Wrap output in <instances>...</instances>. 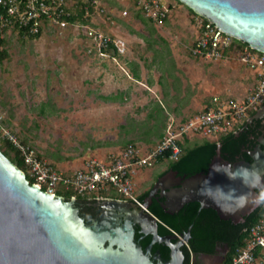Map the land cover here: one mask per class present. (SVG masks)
Returning a JSON list of instances; mask_svg holds the SVG:
<instances>
[{
  "label": "rangeland",
  "instance_id": "374dc122",
  "mask_svg": "<svg viewBox=\"0 0 264 264\" xmlns=\"http://www.w3.org/2000/svg\"><path fill=\"white\" fill-rule=\"evenodd\" d=\"M67 2L75 15L82 14L85 20L80 21L125 39L126 52L101 56L76 26L54 23H46L38 37L8 28L0 48L3 125L67 174L81 169L90 157L108 159L128 143L143 149L157 144L166 134V108L188 106L175 112L179 121H187L213 97L242 101L257 84L255 71L238 59L193 55L198 14L181 0H169L170 15L161 22L145 17L131 0ZM217 138L191 134L182 143ZM4 139L0 137L3 148ZM170 161L143 169L136 177L137 192L150 189ZM110 196L122 195L113 189ZM199 264H210V258Z\"/></svg>",
  "mask_w": 264,
  "mask_h": 264
},
{
  "label": "water",
  "instance_id": "95a60500",
  "mask_svg": "<svg viewBox=\"0 0 264 264\" xmlns=\"http://www.w3.org/2000/svg\"><path fill=\"white\" fill-rule=\"evenodd\" d=\"M181 1L226 33L264 52V0ZM263 114L264 107L255 116ZM262 144L264 140L250 152L253 161L234 164L223 158L219 146L207 172L190 176L173 172L172 185H164L172 175L159 178L145 202L140 196L131 202L105 198L102 215L91 223L79 214L76 197L68 200L30 183L26 172L0 149V264H183V250L176 245L188 242L190 229L161 236L158 219L144 206L161 189L165 197L161 204L168 213L198 201L201 208L211 207L222 218L238 223L263 199L258 192L264 183ZM135 225L142 236L152 235L145 249L135 239ZM156 242L170 247L168 260L151 257Z\"/></svg>",
  "mask_w": 264,
  "mask_h": 264
},
{
  "label": "built area",
  "instance_id": "2783aa9c",
  "mask_svg": "<svg viewBox=\"0 0 264 264\" xmlns=\"http://www.w3.org/2000/svg\"><path fill=\"white\" fill-rule=\"evenodd\" d=\"M98 2V0H93ZM136 8L154 22L168 18L172 4L169 0H131ZM125 13H127L125 11ZM75 15L67 0H0V28H25L27 34L41 33L46 23L67 28L76 26L79 32L90 39L101 56L110 51L124 54L127 41L107 33L103 28L92 26L80 20L72 21ZM198 37L193 44L194 56L207 60L238 59L255 71L257 84L242 101L222 100L215 96L210 105L187 121L173 119L166 128V134L155 145L141 148L128 143L119 153L108 159L90 157L81 169L67 174L41 157L34 148L26 146L5 128L0 119V137L12 141L24 159L34 184L50 193L72 190L74 196L101 198L116 190L125 200L140 196L136 177L141 170L154 166L161 156L177 160L183 152L184 136L201 134L205 137H220L233 130L250 111L264 103V52L235 43V37L226 33L213 21L198 14ZM107 196V197H108ZM144 210L150 212L145 205ZM179 234V233H178ZM245 245L237 250L231 264H264V214L247 228Z\"/></svg>",
  "mask_w": 264,
  "mask_h": 264
},
{
  "label": "trees",
  "instance_id": "16d2710c",
  "mask_svg": "<svg viewBox=\"0 0 264 264\" xmlns=\"http://www.w3.org/2000/svg\"><path fill=\"white\" fill-rule=\"evenodd\" d=\"M71 20L85 19H83L82 14H77L73 15ZM5 30L6 28H0V48L5 42L1 37ZM19 32L27 34L25 28H20ZM40 34L39 32L30 35L38 37ZM1 51L3 52L4 50L2 49ZM250 113H254V111H250ZM153 130L157 131L156 128H153ZM158 137H163L162 131L158 133ZM219 141L224 143L222 154L225 157V146L227 144H229V146L237 145L234 131H229L215 140L205 139L201 143L198 142L194 145H183V143H181L183 152L179 159L170 161V167L178 170L181 174L187 173L188 175L198 171H207L212 159L217 154ZM3 145L5 146L4 148L0 143V149L12 162L26 172L30 183H34L35 179L28 173V168L17 146L9 139H4ZM9 149L13 151V155L8 153L7 150ZM166 156H168V154L161 156L159 160L166 159ZM148 193L149 191H146L141 194L140 199L143 201ZM59 194L65 196L68 200L75 195L72 190L61 191ZM104 196H108L107 193H104ZM262 198V202L259 206L245 216V221H239L238 223H235L232 219L222 218L218 211L211 207L201 208L200 202L198 201H190L184 204L178 212L168 213L161 205V201L154 199L149 210L161 220L159 223L160 234H172L174 232L182 234L189 230L191 226V238L188 246H184L185 259L183 264H196L193 261V255L195 254H215L217 246L221 243L227 244L229 246V251L226 258L220 264H231L237 250L245 245V239L248 236L247 228L257 222L264 214V193H262ZM77 199L81 201L88 200L86 197L81 196H77ZM151 238V235H148L144 241H141L143 247L149 244ZM158 246L159 244H157L155 248ZM164 251V259L167 260L170 258L169 248L164 247Z\"/></svg>",
  "mask_w": 264,
  "mask_h": 264
},
{
  "label": "flooded vegetation",
  "instance_id": "af4514ba",
  "mask_svg": "<svg viewBox=\"0 0 264 264\" xmlns=\"http://www.w3.org/2000/svg\"><path fill=\"white\" fill-rule=\"evenodd\" d=\"M263 107H264V103L262 104L261 107H259L257 110H255L254 113H250L249 112L247 114V116L244 117L239 123H237L235 128H233V130H231V131L235 132V139L237 141V145H234V146L230 145L229 146V144H227L225 146L226 150H224V151H225L226 157L223 156V154H222V156H223V158L225 160L230 161L233 164L238 162V161H240V160L253 161V158L250 155V152L253 151L257 147V145L262 143V140H264V114H263V116H260V117L255 116L257 111L259 109L263 108ZM219 146H221V153H222L223 147H224V143L219 141L218 147ZM261 146L264 148L263 144ZM176 171H177L176 176H178V175L190 176V175L195 174V173L189 174V175L187 173L181 174L178 170H176L174 168H171L170 164H169V165L166 166V168L159 175V178H162V177L167 178L168 176L172 175V180L170 182L164 184V185H172L173 183H175V178H174L175 177L174 176L175 173H173V172H176ZM198 172H207V171H198ZM159 178L157 179L156 183L158 182ZM155 184L153 186H150V189L147 190V191H149V193L152 190H154ZM145 192L146 191H144L143 193H145ZM160 192H161V189H159L156 192V194L153 196L151 202L149 200L150 204L148 206V209H149L150 205L153 203L154 199L159 200L161 202H163L165 200V197ZM258 192L262 196V193H264V183H263V186L258 188ZM143 193H141V194H143ZM146 197L143 200V202L146 201ZM105 198H108V199H123L121 197H114V196H110V195L108 197L107 196H102L101 198L88 199L87 201H81V200H78L76 198L77 199L76 200V205L79 208V214L84 218L86 223H91L92 221H94V219L99 218V216L102 215L103 206L101 204V201H103V199H105ZM127 201H129V200H127ZM129 202H131V201H129ZM139 207L142 208L141 206H139ZM148 213L153 214L151 211L148 212ZM245 216H244V218L241 221H245V219H246ZM155 217L158 219V233H159V223L161 222V220H159V218L157 216H155ZM190 229H191V226H190ZM139 230H140V228L138 226H136L135 239H136V241L138 243L141 244V241L142 240L144 241L148 237V235H151V234H146V235L142 236V233H140ZM160 235L161 236H167L169 234H160ZM151 237H152V235H151ZM190 238H191V236H190ZM190 238H189V240H190ZM151 240H152V238H151ZM189 240H188V242H185L184 245L181 247V249L183 250V253H184V246L185 245L188 246ZM157 244H159V246L155 248V246ZM146 247H147V245L145 247H143V248L145 249ZM164 247H168L169 248V254H170V250L171 249H170V247L167 244H165L163 242H156V243L153 244V247H152L150 255L155 261H157L155 259V257L157 255H160L162 257V259L164 261H166L164 259V254H165ZM228 251H229V246L227 244L221 243V244H219L217 246L215 254H206V253H202V254H199V255L195 254V255H193V261L196 264H199V261L202 263V258L209 257L210 258V264H220L226 258V255H227ZM211 258H212V260H211ZM184 259H185V254H184ZM215 259H218V260H215Z\"/></svg>",
  "mask_w": 264,
  "mask_h": 264
},
{
  "label": "crops",
  "instance_id": "0c3cea01",
  "mask_svg": "<svg viewBox=\"0 0 264 264\" xmlns=\"http://www.w3.org/2000/svg\"><path fill=\"white\" fill-rule=\"evenodd\" d=\"M116 58H117V57H116ZM133 75H134L135 78H139V77H140L139 72H138V70H137L136 68H133ZM255 77H256V75H255ZM187 109H188V106H183L182 108H179V107H177V106L175 107V105H173L171 109H167V108H166V112H167V116H168L167 119H169V120H168V122H167L166 125H165V124L163 125V128H164V127L166 128V127L168 126V124H169L173 119H175V118H177V119H175V120H178V121H179V117H177V116H176V113H175L176 111H179V112H180V110H182V111H186ZM165 128H164V129H165ZM152 146H153V145H152ZM152 146H145L144 148L146 149V148H148V147H152ZM165 168H166V167H165ZM165 168H164V169H165ZM164 169H163V170H164ZM163 170H162V171H163ZM162 171H161V172H162ZM141 172H143V170H141L140 173H141ZM161 172H160V173H161ZM140 173L138 174V176H140ZM138 193L141 194V192H138Z\"/></svg>",
  "mask_w": 264,
  "mask_h": 264
},
{
  "label": "bare ground",
  "instance_id": "6f19581e",
  "mask_svg": "<svg viewBox=\"0 0 264 264\" xmlns=\"http://www.w3.org/2000/svg\"><path fill=\"white\" fill-rule=\"evenodd\" d=\"M181 243H182V241H180L176 246L179 247V248H181L183 246Z\"/></svg>",
  "mask_w": 264,
  "mask_h": 264
}]
</instances>
